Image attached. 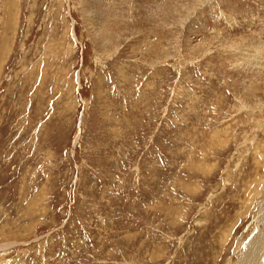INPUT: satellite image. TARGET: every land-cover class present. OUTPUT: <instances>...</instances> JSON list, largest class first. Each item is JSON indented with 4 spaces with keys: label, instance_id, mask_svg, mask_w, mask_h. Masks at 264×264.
I'll list each match as a JSON object with an SVG mask.
<instances>
[{
    "label": "rangeland",
    "instance_id": "obj_1",
    "mask_svg": "<svg viewBox=\"0 0 264 264\" xmlns=\"http://www.w3.org/2000/svg\"><path fill=\"white\" fill-rule=\"evenodd\" d=\"M262 200L264 0H0V264H245Z\"/></svg>",
    "mask_w": 264,
    "mask_h": 264
},
{
    "label": "bare ground",
    "instance_id": "obj_2",
    "mask_svg": "<svg viewBox=\"0 0 264 264\" xmlns=\"http://www.w3.org/2000/svg\"><path fill=\"white\" fill-rule=\"evenodd\" d=\"M259 192H261V191H259ZM256 196H258V195L256 194ZM258 197H260V195ZM258 200H259V198H258ZM260 206H261V208H260L259 212L257 213L258 214L257 219L263 225V228L259 231V233H257L256 237H254L253 240L250 241L249 245H247V243H245L246 245H244L245 246L244 250L247 251L251 255L250 258L247 260V263H245V264H260L261 261L263 260L262 258H264L262 255L264 252L263 251L264 250V201L263 200H262V203ZM241 256L243 257L244 253L241 252L239 254V257L241 258ZM247 258H248V256H247ZM250 259H251V261H250Z\"/></svg>",
    "mask_w": 264,
    "mask_h": 264
}]
</instances>
